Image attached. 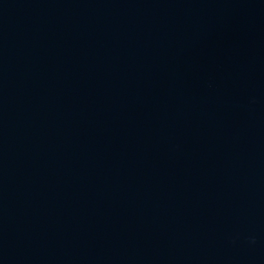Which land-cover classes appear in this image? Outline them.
I'll list each match as a JSON object with an SVG mask.
<instances>
[{
	"label": "water",
	"instance_id": "obj_1",
	"mask_svg": "<svg viewBox=\"0 0 264 264\" xmlns=\"http://www.w3.org/2000/svg\"><path fill=\"white\" fill-rule=\"evenodd\" d=\"M0 264H264V0H0Z\"/></svg>",
	"mask_w": 264,
	"mask_h": 264
}]
</instances>
